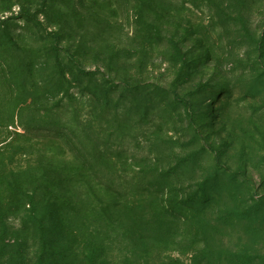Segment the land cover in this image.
I'll list each match as a JSON object with an SVG mask.
<instances>
[{"label": "rangeland", "instance_id": "1", "mask_svg": "<svg viewBox=\"0 0 264 264\" xmlns=\"http://www.w3.org/2000/svg\"><path fill=\"white\" fill-rule=\"evenodd\" d=\"M0 264H264V0H0Z\"/></svg>", "mask_w": 264, "mask_h": 264}, {"label": "trees", "instance_id": "2", "mask_svg": "<svg viewBox=\"0 0 264 264\" xmlns=\"http://www.w3.org/2000/svg\"><path fill=\"white\" fill-rule=\"evenodd\" d=\"M24 128H25V130H32L33 128H40L42 130H46L47 136H49V137H56V138L59 137L57 132H56V130L58 128V126H56V125L40 126V127H28V126H25Z\"/></svg>", "mask_w": 264, "mask_h": 264}]
</instances>
